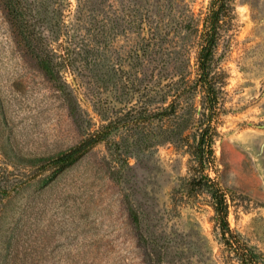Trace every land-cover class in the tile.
Here are the masks:
<instances>
[{"label": "rangeland", "instance_id": "obj_1", "mask_svg": "<svg viewBox=\"0 0 264 264\" xmlns=\"http://www.w3.org/2000/svg\"><path fill=\"white\" fill-rule=\"evenodd\" d=\"M16 2L34 50L0 0V264H240L215 188L264 254V0H224L213 108L197 73L212 0Z\"/></svg>", "mask_w": 264, "mask_h": 264}, {"label": "trees", "instance_id": "obj_2", "mask_svg": "<svg viewBox=\"0 0 264 264\" xmlns=\"http://www.w3.org/2000/svg\"><path fill=\"white\" fill-rule=\"evenodd\" d=\"M8 9L16 20L21 35L25 41L26 46L34 50V43L27 29L26 22L23 18V10L18 7L16 0H5ZM224 7V0H212L211 8L203 20V28L200 34V46L197 52V73L198 80L200 81L207 102L210 108L214 107V88L209 78L208 62L210 53L215 42L217 34V23L219 20V13ZM40 62L47 68L51 66V59L48 54H40L36 52ZM211 137L212 131L210 126L207 125L203 128L200 139L198 142L199 151L211 152ZM99 140L98 132L87 136L78 144L60 152L50 161L53 163H66L73 158L83 154L90 146ZM215 199V211L217 220L221 231V238L224 244L232 250L240 264H264V254L256 251L253 247L249 246L246 242L240 239L238 234L230 227L227 220V202L225 194L220 188H215L213 192Z\"/></svg>", "mask_w": 264, "mask_h": 264}]
</instances>
